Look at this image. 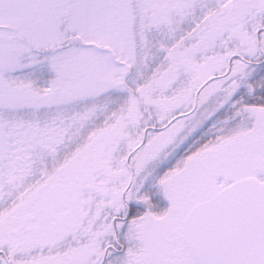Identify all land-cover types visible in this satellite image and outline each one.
<instances>
[{
    "label": "snow or ice",
    "instance_id": "1",
    "mask_svg": "<svg viewBox=\"0 0 264 264\" xmlns=\"http://www.w3.org/2000/svg\"><path fill=\"white\" fill-rule=\"evenodd\" d=\"M0 264H264V0H0Z\"/></svg>",
    "mask_w": 264,
    "mask_h": 264
}]
</instances>
